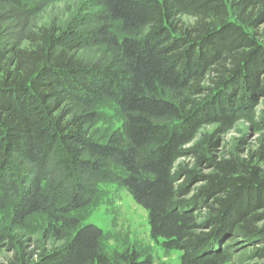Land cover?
<instances>
[{
    "label": "trees",
    "instance_id": "16d2710c",
    "mask_svg": "<svg viewBox=\"0 0 264 264\" xmlns=\"http://www.w3.org/2000/svg\"><path fill=\"white\" fill-rule=\"evenodd\" d=\"M41 1L0 4L34 11ZM96 6L93 28L79 30L88 21L76 17L10 41L0 19V224L8 222L0 241L15 248L14 230L41 215L62 241L6 264H154L134 249L111 258L102 229L81 222L77 213L102 182L131 192L152 238L180 251L182 264H225L229 252L257 244L253 253L264 258V140L245 158L212 154L216 132L255 121L264 96V0ZM93 46L113 57L81 52ZM107 103L123 126L100 142L89 128ZM207 125L218 128L201 134ZM186 155L211 172L179 165Z\"/></svg>",
    "mask_w": 264,
    "mask_h": 264
},
{
    "label": "rangeland",
    "instance_id": "374dc122",
    "mask_svg": "<svg viewBox=\"0 0 264 264\" xmlns=\"http://www.w3.org/2000/svg\"><path fill=\"white\" fill-rule=\"evenodd\" d=\"M96 3L97 0H42L39 9L34 11L0 4V19L6 33L10 34L8 41L10 38L21 37L26 31H35L40 27L64 28L76 17L87 19V24L79 28L83 31L95 27L98 23L94 15L100 7L96 6ZM180 19L185 24L194 21V18L186 15H181ZM133 35H142V31ZM21 45H26V42L22 41ZM81 52L89 58L100 57L105 61L113 57V51L106 46L87 47ZM256 110V122L241 119L233 127L219 133L216 132L217 125H207L201 129V134L216 132L218 146L214 149L213 156L216 155L219 159H227L231 156L245 158L258 148L264 140V124L260 122V114L264 111V96L257 99ZM97 111L99 116L89 129L95 139L105 142L116 131H120L123 126V116L110 103L102 105ZM191 145L193 143L188 147ZM178 164L202 174L211 172L208 164H197L189 155L180 158ZM262 167L264 168V165ZM200 185L202 182H197L192 187ZM77 215L83 224L91 223L102 229V247L111 258L118 252L134 249L142 257H151L154 264H182L180 251L167 250L162 246L161 241L152 238L147 210L137 204L131 192L123 186L112 182L99 183L90 205ZM5 219L7 218H4L0 228L8 223ZM45 219L43 215L34 217L24 227L16 228L14 230L16 240L13 243L15 248L11 246L9 240L0 241V263L6 264L23 251L35 253L34 257H36L40 250L60 245L62 241L49 232ZM261 224L263 225L264 222ZM261 245L249 246L245 250L239 247L229 252L225 264H264V258L257 257L252 250L254 246ZM112 263H115L114 259Z\"/></svg>",
    "mask_w": 264,
    "mask_h": 264
}]
</instances>
